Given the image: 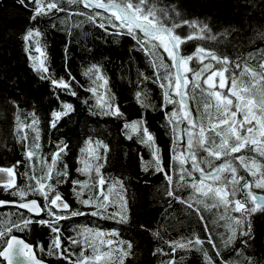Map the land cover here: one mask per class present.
I'll use <instances>...</instances> for the list:
<instances>
[{
  "label": "snow or ice",
  "instance_id": "1",
  "mask_svg": "<svg viewBox=\"0 0 264 264\" xmlns=\"http://www.w3.org/2000/svg\"><path fill=\"white\" fill-rule=\"evenodd\" d=\"M19 2L25 5V0ZM27 3L34 5L30 18L33 21L65 13V18L59 21L63 24L73 15L84 16L88 23L103 29L105 33L109 32L110 27L115 30L110 34L130 37L134 41V49L144 52L149 58L154 70V82L159 81V87L164 90L161 110L166 105L173 106L170 112H166L172 134V148L167 164L164 163L155 137L143 118L125 121L123 127L138 136L139 142L151 150L150 161H144L143 156L140 157L143 170L151 168L154 173L162 175L167 183L165 194L171 198L169 203L175 200L193 210L207 234L206 241L195 232L180 240L165 241L171 253L157 249L153 255L159 253L175 257L177 250L195 249L201 251L203 264H243L239 260L225 258L217 248L199 206L202 205L208 211L216 209L220 212L223 209L214 221L218 227L226 228L227 235L219 233L223 247L234 252L237 257L243 256V252L234 245L241 237L245 238L241 239V245H247L251 238L250 217L257 212H264V195L256 191H264V51L257 49L256 52H249L247 57H242L239 61H233L229 55L203 46H196L191 54L185 55L182 53V45L194 40H215L216 37L208 35L211 29L207 24L184 19L177 7L161 6V0H27ZM80 6L89 11H79ZM104 13L109 15L105 16ZM185 26L192 31L182 34L180 30ZM52 27H55V23ZM41 36L42 32L38 28H28L23 35L25 51L32 61L33 70L41 73L40 78L48 80L54 88L76 96L73 89L76 80L70 72L68 79L51 75L46 46L39 39ZM261 36L264 38V33ZM257 53L259 60L252 63L257 61ZM159 70H163L162 74ZM84 76L90 81L86 91L96 98L97 106L103 114L123 118L124 113L115 103L114 97L109 96L107 91L104 94L100 92L108 84L101 67L90 65ZM135 95L142 107L149 106L145 103L146 92L141 90ZM73 110L72 104L62 103L61 111L51 113L50 127L55 128L62 116ZM31 117V123L18 125V128L20 131L28 128L34 133L31 146L25 144L24 155L29 171L23 173L27 181L34 183L26 182L23 186L17 184L18 169L22 161H16L8 167L0 166V174L6 176V179L0 181L3 186L0 191H7L13 197L10 200L0 199V209L15 207L35 216L44 213L50 219L33 221L32 215H29L13 222L10 216L14 213L0 214V257L7 264H14L21 258L25 264H46L44 260L37 258L34 251L37 246L26 243L13 234L14 231H25L30 224L36 222L47 226L53 234L46 249L44 246L38 247L54 258L66 260L68 264H101L103 261L106 264H125L126 258L133 255L132 243L121 240L117 245L112 239H104L105 236H118L119 233H105L100 229L85 227L79 233L83 239L69 236L65 245L61 229L57 226L67 218L62 213L68 212L73 217L86 213L72 210L55 187L69 175L66 164L60 167L68 146L60 142L48 159L39 157V120L35 113ZM16 119L19 121L18 116ZM128 139H132V135H128ZM20 140L27 141V133ZM86 143L88 146L81 149L84 156L80 163L83 166L76 171L82 175L90 174L93 170L90 162L95 160L97 163L94 171L98 179L92 186L86 180H73L71 183L77 186L73 191L83 206L95 209L88 213L91 216L105 219L119 217V222L124 223L127 221L126 201L122 195L121 200L124 202L119 205L120 211H109L115 206L110 198L111 193L117 185L123 189V183L115 181L110 184L103 177L100 173L103 164L99 163L103 156L91 147L93 141ZM95 143L105 153L108 151L107 145L100 141ZM37 163L41 164L40 175L35 174ZM48 181L53 183H47ZM90 187L97 189L91 195L84 191ZM184 189L189 190L187 198L177 195ZM29 196L41 197L43 204L38 199H29ZM19 215L24 217L23 212ZM220 221L225 223L220 224ZM86 234H91L94 239ZM205 242L212 246L211 253L214 256L203 249ZM72 247L80 249L76 260L70 256ZM244 260L247 264H257L251 257H245ZM162 264H176V261L173 258Z\"/></svg>",
  "mask_w": 264,
  "mask_h": 264
},
{
  "label": "trees",
  "instance_id": "2",
  "mask_svg": "<svg viewBox=\"0 0 264 264\" xmlns=\"http://www.w3.org/2000/svg\"><path fill=\"white\" fill-rule=\"evenodd\" d=\"M165 5L177 7L184 19L207 24L211 29L208 35L216 37L215 40H194L182 45V53L185 55L191 54L196 46H203L227 54L233 61H239L242 57H247L249 52H256L257 49L264 51V38L261 36V33H264V0H161V6ZM33 7L27 0L25 5L19 0H0V166L8 167L16 161H22L18 169L17 184L23 186L26 182L34 183L27 181L23 176L25 171H29L24 155L25 144L31 146L34 133L28 128L20 131L18 125L31 123V114L35 113L40 129L41 147L38 156L48 159L60 142L68 146L60 167L66 164L69 175L55 187L71 205L72 210L86 213L74 217L68 212L62 213L67 218L57 226L61 229L65 245L69 236L83 239L79 233L88 227L103 230L105 233H119L118 236L104 237L116 241L117 245L121 240L130 241L133 245V255L126 258L125 264H162L173 258L176 264H203L201 251L195 249L177 250L175 257L159 253L153 255L157 249L171 253L165 241L180 240L191 236L193 232L206 241L207 234L193 210L175 200L169 203L171 198L165 194L167 183L164 177L154 173L151 168L148 171L143 170L144 165L140 157L143 156L144 161H150L151 150L139 142L138 136L123 127L125 121L143 118L150 133L155 137L164 163L167 164L172 148V134L166 112H170L173 106L169 104L161 110L164 90L159 87V81L154 82V70L149 58L144 52L134 49V41L130 37L110 34L115 31L110 27L109 32L105 33L103 29L88 23L84 16L73 15L63 24L59 21L65 18V13L33 21L30 19ZM79 11L89 10L80 6ZM97 22H100L99 18ZM53 23L55 27H52ZM28 28H38L42 32L39 39L42 45L46 46L51 75L68 79L70 72L71 76L75 77L73 89L77 93L76 96L54 88L48 80L40 78L41 73L33 70L23 41V35ZM180 31L183 34L192 29L185 26ZM223 33L227 35H222ZM258 60L257 53V61L252 63H257ZM211 63L215 64L214 61ZM92 64L99 65L108 80L106 89H100L101 94L107 91L109 96L114 97L115 103L124 113L123 118L104 115L97 106L96 98L86 91L90 81L84 76V72ZM159 71L162 74L163 70ZM141 90L147 93L145 103L149 106L146 108L141 106L135 95ZM62 103L72 104L74 110L62 116L57 126L51 128V113L61 111ZM25 133L28 140L22 142L20 137ZM128 135H132V139H128ZM89 140L94 142L91 147L103 156L99 161L103 164L100 169L103 177L110 184L115 181L123 183V189L117 185L111 193L110 198L115 206L109 211H120L119 205L126 201L127 221L124 223L119 222V217L105 219L91 216L88 213L95 209L83 206L73 191L77 187L71 183L73 180H86L88 185L92 186L98 179L94 171V165L97 163L95 160L90 162L93 165L90 174L82 175L76 171L83 166L80 163L84 156L81 149L88 146L86 142ZM97 141L107 145L106 153L102 147L97 146ZM40 167L41 164L37 163L36 175H40ZM96 190L94 187L84 189L89 195ZM256 191L264 195V191ZM188 194L187 189L177 193L184 198H187ZM121 195L124 201L121 200ZM28 198L38 199L43 204L39 196ZM0 199L10 200L13 197L7 191H0ZM199 207L211 229L210 234L217 248L225 258L247 264L244 258L251 257L257 264H264V212H257L250 217L251 238L246 246L240 243L241 239L245 238L237 239L234 247L243 252V256L237 257L234 252L223 247L219 233L227 235L226 228L218 227L214 223L223 209L218 212L216 209L208 211L202 205ZM21 212L12 207L0 209V214L14 213L10 216L13 222L29 216L23 212L24 217H21ZM32 219L38 221L50 217L43 214L41 218ZM224 223L225 221H220V224ZM155 233L159 235H154ZM13 234L37 246L35 250L39 259L49 264H68L66 260L54 258L48 255L47 251L39 250L38 246H44L46 249L53 238L47 226L33 222L25 231H14ZM86 235L94 239L91 234ZM211 247L207 242L203 245V249L210 253ZM79 251V248L72 247L71 259H78ZM211 254L214 256V253ZM0 264H5L1 257ZM101 264H106V261Z\"/></svg>",
  "mask_w": 264,
  "mask_h": 264
},
{
  "label": "water",
  "instance_id": "3",
  "mask_svg": "<svg viewBox=\"0 0 264 264\" xmlns=\"http://www.w3.org/2000/svg\"><path fill=\"white\" fill-rule=\"evenodd\" d=\"M98 11H99V10H98ZM4 179H6L5 174H0V181H2V180H4ZM0 186H2V185H0ZM12 208H15V207H12ZM17 209H18V208H17ZM19 210L22 211V212H25V213L28 214V215H32V217H34V218H41V217L43 216V214H44V213H41L40 216H35L34 214H29V213H27L26 210H23V209H19ZM63 213H65V212H63ZM16 236H18V235H16ZM18 237L21 238V239H23L26 243H29L28 241H26V240H25L24 238H22L21 236H18ZM29 244H30V243H29ZM31 245H32V244H31ZM33 246H34V245H33ZM34 251H35V253H36L35 248H34ZM36 256H37V254H36ZM37 258H38V256H37ZM1 259L4 261L5 264H7V261L4 260L3 257H1ZM38 259H39V258H38ZM45 262H46V261H45ZM14 264H25V262H24L23 258H21V259L15 261ZM46 264H49V263L46 262Z\"/></svg>",
  "mask_w": 264,
  "mask_h": 264
}]
</instances>
